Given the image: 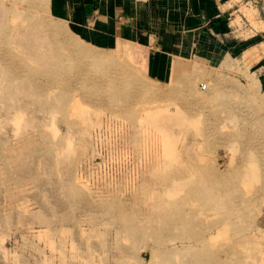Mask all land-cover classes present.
Listing matches in <instances>:
<instances>
[{
  "label": "rangeland",
  "instance_id": "rangeland-1",
  "mask_svg": "<svg viewBox=\"0 0 264 264\" xmlns=\"http://www.w3.org/2000/svg\"><path fill=\"white\" fill-rule=\"evenodd\" d=\"M44 5L0 0V264H264L256 85L195 57L153 77L154 48Z\"/></svg>",
  "mask_w": 264,
  "mask_h": 264
},
{
  "label": "crops",
  "instance_id": "crops-1",
  "mask_svg": "<svg viewBox=\"0 0 264 264\" xmlns=\"http://www.w3.org/2000/svg\"><path fill=\"white\" fill-rule=\"evenodd\" d=\"M75 2L104 28L100 39L154 48L145 59L153 77L190 57L233 62L264 95V0H46L44 8L66 17Z\"/></svg>",
  "mask_w": 264,
  "mask_h": 264
},
{
  "label": "bare ground",
  "instance_id": "bare-ground-1",
  "mask_svg": "<svg viewBox=\"0 0 264 264\" xmlns=\"http://www.w3.org/2000/svg\"><path fill=\"white\" fill-rule=\"evenodd\" d=\"M89 53V52H88ZM104 55V54H103ZM23 70H24V67L22 68ZM40 72H42L41 71V69L39 70V69H37L36 71H34L33 72V74H34V79H36V80H38V76H39V74H40ZM89 73V72H88ZM131 73V72H130ZM132 74V73H131ZM35 75H36V77H35ZM130 75V74H129ZM89 76V75H88ZM74 98V97H73ZM76 98V97H75ZM74 98V99H75ZM76 100V99H75ZM74 100V101H75ZM72 101L73 103H76L77 101ZM73 103H72V105H73ZM168 110V109H167ZM167 113H169V112H167ZM156 114V113H155ZM151 115H154L153 113L151 114ZM148 116H149V113H148ZM154 116H159V117H162V116H160L159 114L158 115H154ZM150 118V117H149ZM157 118L158 117H156V120H157ZM151 119V118H150ZM155 119V118H154ZM162 119H164L163 117H162ZM153 122V121H152ZM155 122H157L158 123V120L157 121H155ZM149 124L151 123V121L149 120V122H148ZM148 124V125H149ZM150 125H152V124H150ZM155 125H157L156 123H155ZM153 127V129L155 128V130L157 129L158 130V128L157 127H154V123H153V125H152ZM159 126V130L161 129V130H163L162 128H160V125H158ZM150 132V131H149ZM164 133H166L167 134V132H166V130L165 131H163ZM163 132H159V133H162V134H164ZM150 135V134H149ZM165 135V134H164ZM163 137V136H162ZM161 137V138H162ZM150 140V139H149ZM161 140V139H160ZM162 141V140H161ZM163 141H165V140H163ZM155 142H156V136H155ZM150 143V142H149ZM156 144V143H155ZM168 145V144H167ZM147 146V145H146ZM159 147V146H158ZM164 147H167V146H164ZM163 148V147H162ZM170 148V147H169ZM165 149H167V148H165ZM173 149V148H172ZM155 150H156V148H155ZM174 150V149H173ZM168 151V150H167ZM169 152H170V150H169ZM169 152H167L168 154H169ZM170 153H172V152H170ZM170 156V155H169ZM252 156V155H251ZM172 159V158H171ZM172 161H173V159H172ZM257 162H258V160H257ZM253 165V164H252ZM251 165V166H252ZM175 169V168H174ZM176 169H177V167H176ZM264 174V173H263ZM173 180V179H172ZM163 202H165V201H163ZM175 204V203H174ZM173 206V205H172ZM167 208H169V205H168V207ZM161 209V208H160ZM164 210V209H163ZM188 214H185V216H187ZM163 216H165L166 218H169L170 220H168V225H170V224H172V223H176L175 221H178L179 219H183V216H181L180 215V212L178 211V209H174V211H172V210H168V211H164L163 212ZM178 216V217H177ZM226 225V224H225ZM229 226V225H228ZM226 227V226H225ZM220 228V227H219ZM222 228V227H221ZM218 229V228H217ZM226 229V228H225ZM184 230V229H183ZM219 230V229H218ZM157 232V231H156ZM216 232H218L217 230H216ZM210 233V232H209ZM211 234V233H210ZM212 236V235H211ZM222 236H223V233H222ZM221 236V237H222ZM212 237H215L214 235L212 236ZM208 238H210L211 239V237L209 236ZM162 245V244H161ZM184 247H182V249L184 250V252L185 253H190L192 250H194L193 248H192V246L191 245H189V244H185V245H183ZM197 247V246H196ZM151 251H153V249L151 248ZM193 252V251H192ZM195 254H198V252H196ZM100 256V255H99ZM90 258V257H89ZM88 259V258H87ZM93 259V258H92ZM221 259V258H220ZM264 259V258H263ZM262 259V260H263ZM166 260V259H165ZM261 260V261H262ZM93 261V260H92ZM100 261H101V259H100ZM99 261V262H100ZM225 261H228V260H225ZM87 263H88V261H87ZM98 263V262H97ZM97 263H95V264H97ZM170 263V260H166L165 262H163L162 264H169ZM90 264V263H89ZM170 264H172V263H170ZM179 264H198V263H195V260H185V259H182V262L181 263H179Z\"/></svg>",
  "mask_w": 264,
  "mask_h": 264
},
{
  "label": "built area",
  "instance_id": "built-area-1",
  "mask_svg": "<svg viewBox=\"0 0 264 264\" xmlns=\"http://www.w3.org/2000/svg\"><path fill=\"white\" fill-rule=\"evenodd\" d=\"M246 1H248V2H255V0H246Z\"/></svg>",
  "mask_w": 264,
  "mask_h": 264
}]
</instances>
